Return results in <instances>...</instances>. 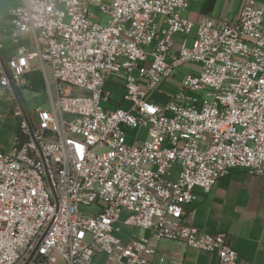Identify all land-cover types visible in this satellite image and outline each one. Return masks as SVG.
<instances>
[{"label": "built area", "instance_id": "obj_1", "mask_svg": "<svg viewBox=\"0 0 264 264\" xmlns=\"http://www.w3.org/2000/svg\"><path fill=\"white\" fill-rule=\"evenodd\" d=\"M19 1L8 13L14 53L0 65L20 119L0 151V264H152L151 239L237 264L227 236L198 230L185 206L231 170L264 179V0H242L219 27L183 18L191 0ZM35 64L49 70L55 97L47 82L49 109L25 113L18 91ZM193 64L168 102L148 99ZM113 74L124 76L125 107L108 110ZM121 127L146 129L143 144H127ZM81 205L98 211L81 215ZM121 226L151 239L121 240Z\"/></svg>", "mask_w": 264, "mask_h": 264}, {"label": "crops", "instance_id": "obj_2", "mask_svg": "<svg viewBox=\"0 0 264 264\" xmlns=\"http://www.w3.org/2000/svg\"><path fill=\"white\" fill-rule=\"evenodd\" d=\"M1 1H8L7 8ZM10 2L16 5L12 7ZM228 2L229 0H192L181 16L193 23L211 20L215 27H219L223 19L230 22L235 21L241 10L242 0H231L230 5L236 3V9L232 19L227 17L232 14L225 17L224 12ZM20 4L19 0H0V65L5 64L14 53L15 46L9 37L11 23L8 13ZM160 22L161 19H157V23L160 24ZM194 33L195 31L192 34ZM30 44V37L22 35L20 45L31 47ZM25 78L26 87L28 84L29 89L40 92L45 91L44 83L46 87L47 82L48 84L53 83L49 70L45 68L43 72L38 64H35V68ZM10 95L7 90L0 88V119L12 113L13 101L9 98ZM152 95L160 97V100L164 96L163 103L168 102L170 98L162 94L159 88ZM15 118L20 120L16 116ZM18 130L19 127L11 133V136L5 133L0 134V151H9L17 138ZM176 171L177 168H174L172 179L175 178ZM193 194L195 199L185 206V211L193 212V225L198 230L207 234H225L238 255L237 264H264L263 178L251 176L241 169H234L219 179L209 193L196 188ZM136 237L151 239V233L139 229ZM131 238L124 239V241ZM150 244L154 247L155 254L147 259L152 264H219L215 254L187 247L182 242L151 239ZM101 258L97 256L95 261H100Z\"/></svg>", "mask_w": 264, "mask_h": 264}, {"label": "rangeland", "instance_id": "obj_3", "mask_svg": "<svg viewBox=\"0 0 264 264\" xmlns=\"http://www.w3.org/2000/svg\"><path fill=\"white\" fill-rule=\"evenodd\" d=\"M192 1V0H191ZM231 0H229L227 7L225 8L224 16L226 17L228 14H232L230 16H227L229 19H232L233 12L236 9V3L235 5H230ZM1 3H4V6L7 8V3L8 1H1ZM12 7L16 4L10 2L9 3ZM189 5V4H188ZM3 6V7H4ZM223 6V5H222ZM91 12L94 16L92 19L95 22H99L101 26H106L107 25V17H102L100 20V13L98 12L97 9L92 8ZM217 15V13H216ZM223 16V17H224ZM224 17V18H225ZM193 33V32H192ZM188 42L186 47L189 48L191 46V40L193 38V34L189 35L186 37ZM184 37L182 36H175L174 41L177 45H180L181 42L184 41ZM154 45V44H153ZM152 45V47H153ZM150 50V49H148ZM150 61V58L148 59V62ZM198 68V65L193 64V65H187L184 67H179L175 70L174 75H172L171 78L166 79L163 81L159 87V90L162 94L167 95V96H173L176 93L180 91V83L181 80L184 78V76L188 74H193L195 70ZM124 76L122 74H113L110 78V80L106 83L105 85V90L110 93V97L114 104L112 105H103L104 108L108 110H113L115 109L116 106L121 104L122 102V96L124 94V89H123V83H124ZM26 82V78H25ZM50 86V93L52 97H55V91H54V84L51 83L49 84ZM44 90L45 91H36V90H31L28 87L25 86L24 88L20 89L18 91V96L20 99V103L22 105V108L25 113H31L34 109L36 108H42V109H49L50 105V100H49V91L47 90L46 84L44 83ZM154 95L150 94L148 99H150L151 102L153 103H158V104H163V100L159 99L160 97H153ZM9 98H13L12 95L9 96ZM118 104V105H116ZM14 103L12 107V113H10L8 116L6 115L5 117H1L0 119V134H7L11 136V133L16 130L19 127V121L15 118L13 108H14ZM8 108V106H6ZM121 108H124L125 105L121 104ZM66 118V117H65ZM122 131L126 135V143L131 144L134 140V137H137V144L141 146L143 142L146 139V129L142 128L139 131L137 130H132L128 127H121ZM98 211V207L95 205L91 206H79V212L81 215L84 216H92ZM139 233L138 228H133V227H128V226H121L120 227V233L115 234L116 237H118L121 240L128 239L131 237H136L137 234ZM58 264H63L62 262H58Z\"/></svg>", "mask_w": 264, "mask_h": 264}]
</instances>
